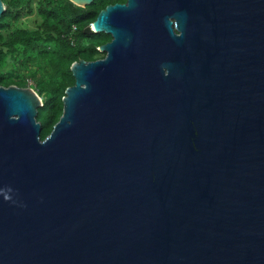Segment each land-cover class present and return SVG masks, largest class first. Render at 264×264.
<instances>
[{
	"label": "water",
	"instance_id": "obj_1",
	"mask_svg": "<svg viewBox=\"0 0 264 264\" xmlns=\"http://www.w3.org/2000/svg\"><path fill=\"white\" fill-rule=\"evenodd\" d=\"M84 32L112 41L44 141L35 90L0 87V264H264V0H128Z\"/></svg>",
	"mask_w": 264,
	"mask_h": 264
},
{
	"label": "trees",
	"instance_id": "obj_2",
	"mask_svg": "<svg viewBox=\"0 0 264 264\" xmlns=\"http://www.w3.org/2000/svg\"><path fill=\"white\" fill-rule=\"evenodd\" d=\"M2 1L6 11L0 21V87L31 88L42 98L37 121L44 141L63 115L66 90L75 85L72 65L103 59L98 49L111 41L104 34L86 35L85 29L107 6L126 0H94L86 8L69 0ZM35 12L40 18L35 28L20 26L24 15Z\"/></svg>",
	"mask_w": 264,
	"mask_h": 264
},
{
	"label": "rangeland",
	"instance_id": "obj_3",
	"mask_svg": "<svg viewBox=\"0 0 264 264\" xmlns=\"http://www.w3.org/2000/svg\"><path fill=\"white\" fill-rule=\"evenodd\" d=\"M38 0H34V2H37ZM40 18L35 12L33 15H24V17L20 21V26L25 28H35L39 24ZM42 100V98H41ZM43 101V100H42Z\"/></svg>",
	"mask_w": 264,
	"mask_h": 264
},
{
	"label": "flooded vegetation",
	"instance_id": "obj_4",
	"mask_svg": "<svg viewBox=\"0 0 264 264\" xmlns=\"http://www.w3.org/2000/svg\"><path fill=\"white\" fill-rule=\"evenodd\" d=\"M127 1H128V0H126L125 2H116V3H114L113 5H116V4L125 5V4L127 3ZM104 35H106V34H104ZM106 36L110 37V39H111V41H112V37H111V36H109V35H106ZM111 41H110V42H111ZM110 42H109V43H110ZM105 56H106V54H103V57H104V58H105ZM104 58H103V59H104Z\"/></svg>",
	"mask_w": 264,
	"mask_h": 264
},
{
	"label": "built area",
	"instance_id": "obj_5",
	"mask_svg": "<svg viewBox=\"0 0 264 264\" xmlns=\"http://www.w3.org/2000/svg\"><path fill=\"white\" fill-rule=\"evenodd\" d=\"M76 30H77V28L74 27V28H73V33H75ZM28 84H29L30 86H32V85H33V82L29 79V80H28Z\"/></svg>",
	"mask_w": 264,
	"mask_h": 264
}]
</instances>
